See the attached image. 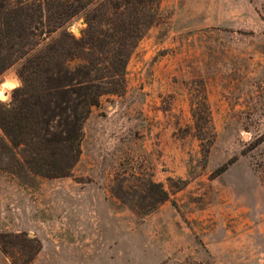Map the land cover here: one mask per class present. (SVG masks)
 Here are the masks:
<instances>
[{"label": "rangeland", "instance_id": "374dc122", "mask_svg": "<svg viewBox=\"0 0 264 264\" xmlns=\"http://www.w3.org/2000/svg\"><path fill=\"white\" fill-rule=\"evenodd\" d=\"M164 1L70 175L0 171V235L39 240L28 264H264V0ZM3 82L7 104L15 66Z\"/></svg>", "mask_w": 264, "mask_h": 264}, {"label": "trees", "instance_id": "16d2710c", "mask_svg": "<svg viewBox=\"0 0 264 264\" xmlns=\"http://www.w3.org/2000/svg\"><path fill=\"white\" fill-rule=\"evenodd\" d=\"M159 3L0 0V74L15 66L21 81L10 102H0V171L23 183L26 176L70 175L84 121L103 95L125 90L127 62L158 22ZM80 16L85 26L77 36L70 26ZM152 187L156 201L167 198L159 183ZM14 239L28 246L21 262L9 251ZM0 249L12 264H28L40 242L24 233L1 234Z\"/></svg>", "mask_w": 264, "mask_h": 264}, {"label": "bare ground", "instance_id": "6f19581e", "mask_svg": "<svg viewBox=\"0 0 264 264\" xmlns=\"http://www.w3.org/2000/svg\"><path fill=\"white\" fill-rule=\"evenodd\" d=\"M7 82H3L2 84H0V99H5V92L7 91L8 89V86L10 88V85L8 84L7 86Z\"/></svg>", "mask_w": 264, "mask_h": 264}, {"label": "crops", "instance_id": "0c3cea01", "mask_svg": "<svg viewBox=\"0 0 264 264\" xmlns=\"http://www.w3.org/2000/svg\"><path fill=\"white\" fill-rule=\"evenodd\" d=\"M167 4H168V3H166V2L163 0V2L161 3V9L166 8Z\"/></svg>", "mask_w": 264, "mask_h": 264}]
</instances>
